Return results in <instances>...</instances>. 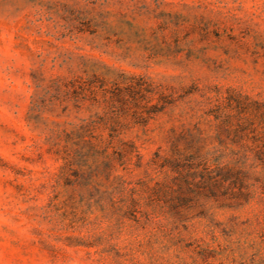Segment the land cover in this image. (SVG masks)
I'll use <instances>...</instances> for the list:
<instances>
[{
	"label": "rangeland",
	"instance_id": "rangeland-1",
	"mask_svg": "<svg viewBox=\"0 0 264 264\" xmlns=\"http://www.w3.org/2000/svg\"><path fill=\"white\" fill-rule=\"evenodd\" d=\"M0 264H264V0H0Z\"/></svg>",
	"mask_w": 264,
	"mask_h": 264
}]
</instances>
